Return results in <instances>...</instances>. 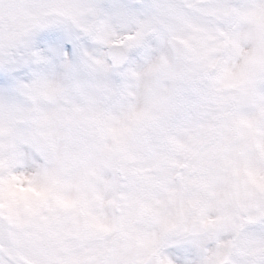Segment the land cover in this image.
I'll return each mask as SVG.
<instances>
[{
    "label": "snow or ice",
    "instance_id": "obj_1",
    "mask_svg": "<svg viewBox=\"0 0 264 264\" xmlns=\"http://www.w3.org/2000/svg\"><path fill=\"white\" fill-rule=\"evenodd\" d=\"M0 264H264V0H0Z\"/></svg>",
    "mask_w": 264,
    "mask_h": 264
},
{
    "label": "rangeland",
    "instance_id": "obj_2",
    "mask_svg": "<svg viewBox=\"0 0 264 264\" xmlns=\"http://www.w3.org/2000/svg\"><path fill=\"white\" fill-rule=\"evenodd\" d=\"M109 213H111V209H109ZM77 251H81V250H83V249H81V248H79V247H77V249H76Z\"/></svg>",
    "mask_w": 264,
    "mask_h": 264
}]
</instances>
